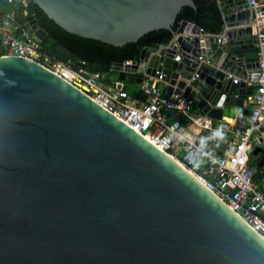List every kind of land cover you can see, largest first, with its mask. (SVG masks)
I'll return each mask as SVG.
<instances>
[{
	"label": "water",
	"instance_id": "water-1",
	"mask_svg": "<svg viewBox=\"0 0 264 264\" xmlns=\"http://www.w3.org/2000/svg\"><path fill=\"white\" fill-rule=\"evenodd\" d=\"M217 1V0H216ZM223 29L182 20L193 0H25L69 33L141 50L162 92L212 119L248 114L257 47L245 0H218ZM21 4L19 3V6ZM32 28L45 32L36 19ZM211 59L198 62V56ZM121 83L135 65L114 63ZM198 74L194 79L192 75ZM233 77L238 79L233 81ZM157 85V83H155ZM250 159L264 167V147ZM0 264H264V239L166 151L41 63L0 56Z\"/></svg>",
	"mask_w": 264,
	"mask_h": 264
},
{
	"label": "built area",
	"instance_id": "built-area-1",
	"mask_svg": "<svg viewBox=\"0 0 264 264\" xmlns=\"http://www.w3.org/2000/svg\"><path fill=\"white\" fill-rule=\"evenodd\" d=\"M6 1L13 8L0 16V56L37 61L85 92L196 175L264 239V183L254 179L255 166L250 159L254 144L264 147V0H245L249 10L246 26L251 27L256 39L258 72L254 82L246 81L252 85V93L244 101L249 110L239 129L235 119L231 123L201 114L192 98L163 93L161 75L156 78L147 74L145 60L136 58L123 62L135 65V74L141 76L140 98L129 93L118 79L108 84L103 81L102 73L89 72L71 60L60 61L44 55L41 38L31 24L34 12L28 9L25 0ZM198 62L210 64L211 59L199 55ZM197 75L194 73L191 79ZM233 81L238 79L233 77ZM169 112L182 114L185 123L169 121ZM192 125L199 131L191 129ZM201 131L207 132L202 143L198 138ZM220 133L226 134V146L221 155L214 147Z\"/></svg>",
	"mask_w": 264,
	"mask_h": 264
},
{
	"label": "trees",
	"instance_id": "trees-1",
	"mask_svg": "<svg viewBox=\"0 0 264 264\" xmlns=\"http://www.w3.org/2000/svg\"><path fill=\"white\" fill-rule=\"evenodd\" d=\"M193 1L195 8L184 6L176 17L173 29H176L182 20H186L196 24L206 33H220L224 21L217 1ZM27 7L34 12L38 26L45 32V36L41 39V52L44 55L60 61L71 60L89 72L102 73L104 74L103 81L108 84L116 80L117 73L112 70L114 63L136 59L143 48L149 47L152 43H167L173 37L171 29H158L148 32L136 42H129L122 46L109 45L96 39L84 38L67 32L49 19L35 4H30ZM12 8L13 6L6 0H0V16ZM138 97L141 98L139 95ZM167 116L169 121L179 120L181 123L186 121L185 117L179 113L169 112ZM206 134V131L199 133L200 143L206 140ZM254 166V179H262L264 167H258L256 164Z\"/></svg>",
	"mask_w": 264,
	"mask_h": 264
},
{
	"label": "crops",
	"instance_id": "crops-1",
	"mask_svg": "<svg viewBox=\"0 0 264 264\" xmlns=\"http://www.w3.org/2000/svg\"><path fill=\"white\" fill-rule=\"evenodd\" d=\"M125 83H124V86H125ZM135 95H137V96L138 95L139 96L142 95L141 92L139 91V89L135 92ZM232 119H233L232 123H234V119L235 118H232ZM168 120H169V118H168ZM190 128L194 129L195 131H199L198 127L195 126V125L190 126ZM225 146H226V134L220 133L218 138H217V141L214 143L215 150L217 151L218 154H222L223 149L225 148Z\"/></svg>",
	"mask_w": 264,
	"mask_h": 264
},
{
	"label": "rangeland",
	"instance_id": "rangeland-1",
	"mask_svg": "<svg viewBox=\"0 0 264 264\" xmlns=\"http://www.w3.org/2000/svg\"><path fill=\"white\" fill-rule=\"evenodd\" d=\"M125 87L128 90L129 93L135 94V92L140 88V84L137 83H125ZM251 164L255 165L254 163L251 162ZM198 166H201L198 164ZM262 180V181H261ZM260 183L264 182V176L262 179H259Z\"/></svg>",
	"mask_w": 264,
	"mask_h": 264
},
{
	"label": "bare ground",
	"instance_id": "bare-ground-1",
	"mask_svg": "<svg viewBox=\"0 0 264 264\" xmlns=\"http://www.w3.org/2000/svg\"><path fill=\"white\" fill-rule=\"evenodd\" d=\"M226 120L228 121V122H231L232 123V121H233V119H229V118H226ZM180 164V163H179ZM181 165V164H180ZM182 166V165H181Z\"/></svg>",
	"mask_w": 264,
	"mask_h": 264
},
{
	"label": "flooded vegetation",
	"instance_id": "flooded-vegetation-1",
	"mask_svg": "<svg viewBox=\"0 0 264 264\" xmlns=\"http://www.w3.org/2000/svg\"><path fill=\"white\" fill-rule=\"evenodd\" d=\"M257 160H258V159H254V160H252V161L256 164Z\"/></svg>",
	"mask_w": 264,
	"mask_h": 264
}]
</instances>
